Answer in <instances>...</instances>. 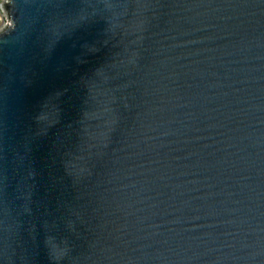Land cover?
<instances>
[{
	"label": "water",
	"instance_id": "95a60500",
	"mask_svg": "<svg viewBox=\"0 0 264 264\" xmlns=\"http://www.w3.org/2000/svg\"><path fill=\"white\" fill-rule=\"evenodd\" d=\"M0 264H264V0H5Z\"/></svg>",
	"mask_w": 264,
	"mask_h": 264
},
{
	"label": "rangeland",
	"instance_id": "374dc122",
	"mask_svg": "<svg viewBox=\"0 0 264 264\" xmlns=\"http://www.w3.org/2000/svg\"><path fill=\"white\" fill-rule=\"evenodd\" d=\"M4 1H5V0H0V9H1V4H3ZM4 24H6V18H5L4 14H3V12H2V9H1V14H0V28H1Z\"/></svg>",
	"mask_w": 264,
	"mask_h": 264
},
{
	"label": "trees",
	"instance_id": "16d2710c",
	"mask_svg": "<svg viewBox=\"0 0 264 264\" xmlns=\"http://www.w3.org/2000/svg\"><path fill=\"white\" fill-rule=\"evenodd\" d=\"M0 14H1V9H0Z\"/></svg>",
	"mask_w": 264,
	"mask_h": 264
}]
</instances>
